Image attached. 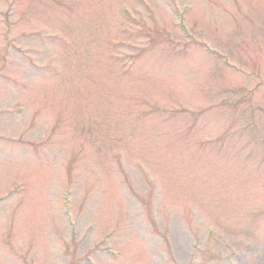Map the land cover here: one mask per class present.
<instances>
[{
    "label": "rangeland",
    "instance_id": "obj_1",
    "mask_svg": "<svg viewBox=\"0 0 264 264\" xmlns=\"http://www.w3.org/2000/svg\"><path fill=\"white\" fill-rule=\"evenodd\" d=\"M0 264H264V0H0Z\"/></svg>",
    "mask_w": 264,
    "mask_h": 264
}]
</instances>
